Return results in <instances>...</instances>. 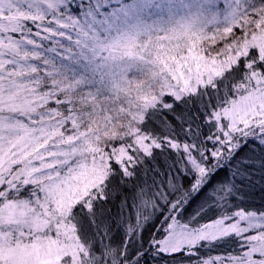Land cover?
Here are the masks:
<instances>
[{
	"label": "snow or ice",
	"instance_id": "1",
	"mask_svg": "<svg viewBox=\"0 0 264 264\" xmlns=\"http://www.w3.org/2000/svg\"><path fill=\"white\" fill-rule=\"evenodd\" d=\"M0 264H264V0H0Z\"/></svg>",
	"mask_w": 264,
	"mask_h": 264
},
{
	"label": "trees",
	"instance_id": "2",
	"mask_svg": "<svg viewBox=\"0 0 264 264\" xmlns=\"http://www.w3.org/2000/svg\"><path fill=\"white\" fill-rule=\"evenodd\" d=\"M256 195H257V198H259V195H260V194H259V193H257ZM190 211H191V209H190Z\"/></svg>",
	"mask_w": 264,
	"mask_h": 264
}]
</instances>
